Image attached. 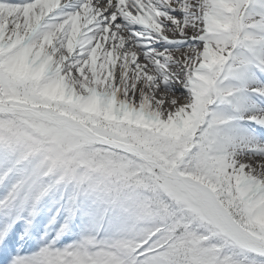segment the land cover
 <instances>
[{
	"label": "snow or ice",
	"instance_id": "6c2138e0",
	"mask_svg": "<svg viewBox=\"0 0 264 264\" xmlns=\"http://www.w3.org/2000/svg\"><path fill=\"white\" fill-rule=\"evenodd\" d=\"M0 264H264V0H0Z\"/></svg>",
	"mask_w": 264,
	"mask_h": 264
}]
</instances>
